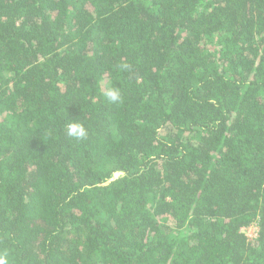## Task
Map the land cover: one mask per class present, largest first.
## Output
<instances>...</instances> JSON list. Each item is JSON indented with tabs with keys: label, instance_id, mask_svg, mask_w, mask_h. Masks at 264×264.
<instances>
[{
	"label": "trees",
	"instance_id": "16d2710c",
	"mask_svg": "<svg viewBox=\"0 0 264 264\" xmlns=\"http://www.w3.org/2000/svg\"><path fill=\"white\" fill-rule=\"evenodd\" d=\"M0 248L264 264V0H0Z\"/></svg>",
	"mask_w": 264,
	"mask_h": 264
},
{
	"label": "clouds",
	"instance_id": "9594fccd",
	"mask_svg": "<svg viewBox=\"0 0 264 264\" xmlns=\"http://www.w3.org/2000/svg\"><path fill=\"white\" fill-rule=\"evenodd\" d=\"M120 68L128 69L129 65L127 63H122ZM103 95L111 104L118 105L122 102V94L120 89L117 87H106ZM65 131L69 137H73L78 140L85 139L88 136V130L85 128L83 123L76 120H70L65 126ZM9 253V249L0 248V264H12V258Z\"/></svg>",
	"mask_w": 264,
	"mask_h": 264
},
{
	"label": "built area",
	"instance_id": "2783aa9c",
	"mask_svg": "<svg viewBox=\"0 0 264 264\" xmlns=\"http://www.w3.org/2000/svg\"><path fill=\"white\" fill-rule=\"evenodd\" d=\"M250 227H254V228H255V232H254V235H253V236H249V235L246 233V231H248ZM258 229H259V228H258V225H257L256 223H252V224L248 225L247 227L243 228V230H244V232H245V235L247 236V238H248L249 241H253V240H255V238H256L257 235H258Z\"/></svg>",
	"mask_w": 264,
	"mask_h": 264
},
{
	"label": "rangeland",
	"instance_id": "374dc122",
	"mask_svg": "<svg viewBox=\"0 0 264 264\" xmlns=\"http://www.w3.org/2000/svg\"><path fill=\"white\" fill-rule=\"evenodd\" d=\"M254 232H255V228L254 227H250L248 231H246V233L249 235V236H253L254 235Z\"/></svg>",
	"mask_w": 264,
	"mask_h": 264
},
{
	"label": "water",
	"instance_id": "95a60500",
	"mask_svg": "<svg viewBox=\"0 0 264 264\" xmlns=\"http://www.w3.org/2000/svg\"><path fill=\"white\" fill-rule=\"evenodd\" d=\"M118 175H119V173H115V174H114L115 177L118 176Z\"/></svg>",
	"mask_w": 264,
	"mask_h": 264
}]
</instances>
